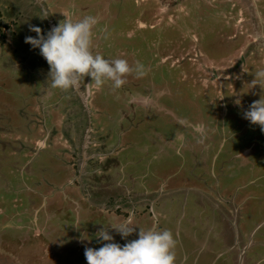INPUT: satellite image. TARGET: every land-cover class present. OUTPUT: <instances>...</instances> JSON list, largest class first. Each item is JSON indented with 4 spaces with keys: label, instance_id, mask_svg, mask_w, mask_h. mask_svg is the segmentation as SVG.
Masks as SVG:
<instances>
[{
    "label": "rangeland",
    "instance_id": "rangeland-1",
    "mask_svg": "<svg viewBox=\"0 0 264 264\" xmlns=\"http://www.w3.org/2000/svg\"><path fill=\"white\" fill-rule=\"evenodd\" d=\"M98 1L0 0V264H76L71 262L75 261L74 255L79 258L77 262L83 264L85 248L91 247L92 242L81 241L82 229L89 238L93 237L94 248L104 243L96 238L102 226L108 228L111 224V235L122 238L111 227L112 222L117 223L116 218L123 221V213L127 214L125 211L131 208L124 207V212L116 210L120 199H139V195L147 199L152 191L147 190L149 176L141 174L146 171V165L138 162L150 163V170L146 172L154 177V164L164 165L163 158L175 151V146L164 148L167 137L176 133L180 137L177 138L181 144L178 151L182 155L160 170L174 173L180 171L182 165L202 174L192 176L187 184L191 192L186 195L190 201L185 210L188 214L193 212L197 217L194 206L204 200L201 198L204 190L196 188L202 181L216 199L228 198L234 189L250 194L245 204H250L247 208L260 205L258 212L253 210L255 216H251V222L264 215V173L249 170L254 164L255 170L260 171L262 159L255 154L248 157L251 162L246 164V158L234 157V153H240L243 148L242 141L245 146L251 144L249 135L253 141H261L264 148V131L243 116L252 102L264 95V88L254 86L257 72L264 71V0H242L241 3L234 0H122L123 3H115L113 7L120 11L123 5L124 17L115 20L102 39L104 27L100 29L97 25L93 30V48L105 58L126 59L133 67L137 63L143 65V74L133 72L135 79L126 80L124 87L116 91L111 81L98 87L88 76L81 78L78 91L52 88L49 64L39 49L25 42L27 36L37 35L30 31V26H39L47 35L50 20L54 24L66 17L77 21L87 4ZM177 5L178 8L183 6L185 13L174 11ZM166 81L168 87H164ZM135 92L139 98L151 96L150 101L147 100L148 107L158 96L168 107L141 110L143 115L132 117L129 113L131 116H128L126 107H131ZM170 92L178 96L168 97ZM93 107L96 120L90 115L94 113ZM86 109L90 114L87 115ZM214 112L219 119L224 114L227 120L236 116L233 130L239 133L233 139L234 144H228L230 149L235 146L234 153L228 148L220 150L217 159L212 158L216 159L211 165L213 173L204 175L208 172L206 169L202 173L206 167L199 162L202 159L199 155L206 156V148L211 147L207 131L212 136L218 133V120H212L211 115ZM183 117L184 121L179 119ZM206 120L211 123L205 124ZM194 122L202 135L200 140L195 139L200 151L197 162L187 149L194 139L189 132L197 130L192 127ZM228 125L232 124L226 122ZM117 139L125 145L121 153L126 152L128 145H132L126 152L128 156L134 155V149L140 152L135 158H127L137 161L141 167L139 184H133L131 179L129 182L127 178H115L121 169L115 167L117 158L109 156L111 154L101 150L102 160H110L104 165L97 160L99 146H94L93 142L103 143L111 151L114 145L110 143ZM172 142L169 139V144ZM229 157L233 158L228 162ZM87 158L97 162H88ZM171 173L167 177L169 186H180L178 177ZM56 193L60 200L64 197L65 205H58L55 199V205L48 206L52 209H46ZM177 195L165 199L171 201L172 196ZM147 202L142 204L148 207ZM153 203V216L150 209L141 206L146 210V230L160 229V223L165 220V229L171 230L177 241L176 263L179 256L186 264L195 260L197 264H235V257L224 252L225 241L216 248L200 252L199 246L192 248L197 225H184L180 234L177 216L166 221L162 214L167 213V207L174 208V213L179 215L180 203H165L164 208L156 205L158 201ZM136 215L130 218L139 222ZM260 224L247 244V250L258 248L249 253L250 263L264 260V256L260 258L264 254V222ZM138 234L139 231L129 236L122 245L138 239ZM50 238L54 249L49 251Z\"/></svg>",
    "mask_w": 264,
    "mask_h": 264
},
{
    "label": "flooded vegetation",
    "instance_id": "flooded-vegetation-1",
    "mask_svg": "<svg viewBox=\"0 0 264 264\" xmlns=\"http://www.w3.org/2000/svg\"><path fill=\"white\" fill-rule=\"evenodd\" d=\"M241 1L242 0H234V2H238V3H241ZM115 3L120 4L123 2H122V0H99L96 4L93 2L90 4H87V6H85L82 9V12L79 13L80 14L79 20L86 17V16H90V15L91 16L94 15L95 17H97L98 21H99L97 23V25H99V28L101 29L104 27V31L100 35V37L102 39V36L105 34L106 30L110 29V27L112 26L114 21L115 20L117 21L118 19H120V17L121 18L124 17L123 13H122V8H124V6L122 5V7L119 11L113 7V5ZM98 5H100V6H98ZM178 7H179V5L175 6V8H173V9H174V11L181 13L182 8H184V7L183 6H181V8H178ZM182 13H185V10ZM188 15H190V13ZM48 20H50V17ZM57 25H58V23L54 24V22L50 20V27H48L50 29H48V30L50 31L53 27H55ZM96 26L94 27V29L96 28ZM140 26H143V25L140 23ZM100 42H101V40H100ZM88 78L91 79L90 76H88ZM163 78H164V80L166 79V77H164V76H163ZM125 79L126 80L135 79L134 74L133 73L128 74L125 77ZM231 79H232V77H231ZM148 82H151V81H148ZM140 84H142V83H140ZM167 84H169L168 81H166V85L164 87H168ZM124 85H123V87H124ZM144 85H140V87H143ZM120 89L121 88H119L118 90H120ZM113 90L116 91L117 89L113 88ZM173 96L177 97L178 95L170 92L168 97L174 98ZM158 97L159 98L156 99L157 102L153 101L151 103L150 107H148V103H149L148 101H150L151 96L149 97L150 99L147 97L146 98H144V97L139 98L136 96V92H135L134 97H133L134 101L130 102L131 107H126L129 109V111H126L128 113L127 115L131 116L130 114H132V117H133V115H137V114L143 115L144 114L143 111H147L149 109L150 110L151 109H160V108L162 109L165 106L168 107V105H167L168 103L165 102V100L163 103L162 101L159 100V99H162L161 96H158ZM140 103H142L143 105ZM174 104L176 106V104H177L176 101L174 102ZM141 106H143V108ZM146 108H148V109H146ZM95 109H98L96 107V105H95ZM93 110H94V107H93ZM141 110H143V111H141ZM86 111H87V115L90 114V110L86 109ZM95 113H96V111L94 110V113L92 112L90 114L92 116L91 117L92 119H95ZM217 114H218L217 112L211 113V115L213 117L212 120H214V121L218 120V122L216 124L217 129H218V133L216 132L214 134V136H212V135H210V132L207 131V133H209V135H206V136H210L211 147L206 148L205 144L200 142V145L202 144V147L207 149L208 153H206V156H202V154L199 155L200 151H197L198 145L196 144L195 139L197 141H198V139L200 140V137H202L201 133H199V131H197V130H194L192 132L190 130H186V132L190 131L191 133L189 132V134L191 135V137L193 136L192 138H194L192 141H190V144L187 146V149H189V152H190L189 154H191L192 159H194L196 162H197V156L198 155L200 157H202V159L199 162L204 164L206 167L202 173H204L206 171V169L208 172V173H205L204 175H208V174L213 173L212 172L213 166H211V165H213L215 163V161L217 159L216 157L218 156V153L220 150L225 149L224 151H226L227 150L226 148H228L232 154L236 150L235 146H234V148L232 147L230 149L228 144L230 142H231V144H234L233 139L236 137L235 135H237L239 133V132L235 133L233 130L234 129L233 125H235L237 117L234 116V117H231V119L227 120V118H226L227 116L224 114V116L220 117V119H219L217 117ZM109 116H110V118L112 117L111 115H109ZM114 116L115 115H113V117ZM194 116H196V114ZM114 119L115 118H113V120ZM179 119L184 121L186 118L183 117V118H179ZM190 119H195V118H189V120ZM189 122L191 123V121H189ZM226 122H229V124H232V125L226 126ZM91 123H92V120H91ZM178 123L180 124V121H178ZM210 123H211V121L210 122L208 120L205 121V124H210ZM194 126H195V129H197L196 128V122L192 123V127H194ZM191 130H192V128H191ZM131 131L129 133V137H130L129 139L132 142ZM151 132H153V130H151ZM152 135H153V133H152ZM155 136H156V134H155ZM262 136H264V135H262ZM170 137H172V138H170ZM250 137H251V135L248 136V139L251 140V142H249L251 144L249 146H245L244 145L245 142L242 141L243 148L239 151L240 153H238V154L236 153V155L234 153V157L242 156L243 158H246V161H244V162L246 164H248V162H251L248 159L249 156H254L255 154H259V157L262 159V162H259V166L261 167V170L256 171L255 170L256 167L254 166V164L251 167V169H249V170H251L252 172L255 171V172L264 173V148L260 144L261 141L260 142H259V140L253 141L252 138H250ZM177 138H180L177 133L173 134V135H169L167 137V139H166L167 144H165L164 149H166L168 145L171 147L175 146L174 147L175 151H173L170 154V156L167 157L166 159L163 158V160H165L163 162L165 166L163 164H160L158 167V166H155V164H154V167H153V169H154L153 173L155 174L154 177H151V175L149 173H147L150 170V163H145L142 161L138 162V163H141L142 165H146L145 169L147 172L144 171L141 174L146 173V176L147 177L149 176V180L146 184L148 186L147 190H152V191H149V193H148V195L150 197L147 199H143V197H141V195H139L138 196L139 199H137L136 197H135L136 199L135 198H133V199L132 198H125V199L121 198L120 204H117L116 210H121L124 212L125 211V210H123L124 207L125 208H131L130 210L125 211L127 214L123 213V220L130 218V217H134L133 215L137 214L136 218L139 219V222H136V220L132 221L134 225H137L136 226V232H134L132 235H135L140 230V228H142L144 230L147 229V227L145 226V225H147V224H145V216H146L145 212H146V210L142 209L141 206H144L147 210L150 209V212H152V216H153L154 213H153L152 207L154 206V203H153L154 201H158L159 203H157L156 205H160L162 208H164L165 205H163V204H165V203L174 204V203L178 202L181 204V214L177 215L174 213V208L171 210L170 208L167 207V213L162 214V216L166 217V221H169V222L173 217L177 216L175 219H176V224H177V228H178L177 231L180 232V234H182V229H183L184 225H188L190 227H195L197 225L196 226L197 235L195 233L192 237V240H193L192 248L193 249H196V247L199 246L201 249L200 252H202L203 250L207 251V250H210L212 247L216 248V245L218 243L222 244V242L225 241L226 245H224V252L231 253L235 257V264H264V260L261 261L260 263H259V260L257 261V263H250V261L252 259H250L249 253L258 249L257 247H255L254 249L249 248V250H247L254 231L257 229L258 226L261 225L260 224L261 222H264V220H263L264 215L263 214H261L259 220L256 217V219H253V222H251L252 221L251 216H255V214L253 213V210H257V212H258L260 209V205L255 206L250 210H249V208H247L248 206H250V204H247V205H245V204H246V201L250 200L249 199V197L251 196L250 194H248V193L243 194V193H240L238 190L234 189L233 193H231V195H229L228 198L223 196L225 199L224 198H220V199L217 198L216 199L213 197V195H211V193H210L211 191L208 188V185L206 183L204 184L201 181V182L197 183L198 186H197L196 190L200 191L201 188L204 190L203 193L200 192V193H202L201 198H203L204 200H202L200 203H198L197 207L194 206V208L197 209V217L193 212L188 214L185 211L188 203H190V201L186 197L187 193L190 192V190H188L189 186L187 184H189V180L191 179L192 176L199 177L202 174L197 173V170L196 171L193 169L191 170V168H186L185 166L181 165V166H179L180 171H177L174 173L170 172L171 175L175 174L178 177L177 182H179V180H180V182L177 184L180 186H178V187H170L169 186V184L167 183V177H168V174H170V173H168V172L165 173L164 171L160 170V167L162 169L165 168L166 165H168V167H169V165L175 161V157H180L182 155L181 152L178 151L179 150L178 147H180L181 144H180V139H177ZM169 139L173 140L172 145L169 144ZM158 140H160V139H158ZM164 140H165V138L162 139V141H164ZM101 142H102V140H101ZM203 142H205V141H203ZM110 144L114 145L113 150L108 151L103 146V143L100 144L98 141L93 142L94 146H96V147H97V145L99 146V147H97V151H96V153L99 152L97 154L98 155L97 160L99 162H101L103 165L108 163V161L110 160V159L109 160H102L103 159L102 156L99 155V154H101L100 153L101 150H103L104 152H106L108 154H111L109 156H112V158H115V159L117 158L116 159L117 162L114 161L115 167H117V168L120 167V169H121L119 171V175H117V176L115 175V178H118V177L127 178V180L129 182L131 179L133 184H139L140 175H139L138 171L141 169V167L139 166L137 161L133 162L131 160H127V158H130L132 156H133V158H135L136 156H139L140 152L137 149H134V155L128 156L126 152L132 148V145H130V146L128 145L124 149V150H126V152L121 153V151H123V148L125 145H123V142L119 139H117L114 143L112 141ZM176 144H180V145H176ZM204 148H202V149H204ZM213 152H214V154H212ZM232 154H231V156H232ZM211 155H212V157H211ZM213 157L216 158L215 161L212 160ZM230 158H233V157L227 158L228 162L231 160ZM91 160L94 161L91 158H87L88 162H91ZM123 161L125 162L124 167H123ZM94 162H97V161H94ZM173 171H175V170H173ZM105 175L106 174L104 173L103 174L104 178H105ZM100 177H102V175ZM204 177H206V176H204ZM206 180H208V179H206ZM209 185L212 186L211 182ZM154 190H156V193ZM199 191H197V194L199 193ZM176 194H178V195L172 196L174 198L171 201L168 199L167 200L165 199L171 195H176ZM179 194L181 196L183 195L184 197L181 198L179 196ZM54 196H55V198L53 200H49V204L46 206V209H48V208L52 209L51 207H48V206L55 205V203H56L55 199H57L58 205H61L62 207H63V205H65L64 197H62L63 200H60L59 199L60 196L57 195V193ZM61 196H64V195H61ZM143 201L144 202L149 201V202H147L148 207H146L145 205L142 204ZM209 203H211V204H209ZM227 203H230L231 205L227 204ZM232 204H234L235 206H232ZM124 205H129V206H124ZM104 209H106V208H104ZM158 210L159 209L157 208V213H159V215H160V210L159 211ZM97 213H96V215H98ZM112 217H115V216H112ZM116 221H117V223H115L114 221H113L114 223L112 221L111 222L113 225L122 222L121 218L120 219L116 218ZM164 221L160 223V227L162 226L160 229H165ZM110 225L111 224H109V226ZM109 226H108V228L105 226H102V228L103 229L107 228V230L110 232V234H112L110 231L111 228H109ZM94 228L96 229V226ZM94 228L89 229V230H93ZM98 228H100V227L98 226ZM81 232L84 233L85 229H82ZM69 233H71V232H69ZM199 233L201 234L200 236H199ZM132 235H130V236H132ZM202 236H205L206 239L205 240L199 239ZM115 239H116V241H115ZM124 241H126V239H124L123 237L122 238H116L114 236V242L122 245L124 243ZM52 242H53L52 238H50L49 243H48L49 251H50V249H54L52 247ZM91 242L93 245V246L91 245V247L94 248L95 243H94L93 239L91 240ZM59 243L61 244V242H59ZM62 243H66V241H62ZM97 248H99V246ZM56 252L59 253L60 251H56ZM263 256H264V254H262L260 256V258ZM76 258L79 259L77 255H74L73 260H75V261H71V262L76 263V264H81V263L77 262ZM29 260L30 259H28V261ZM83 261H85V263H83V264H87V260H83ZM195 262H196V260L190 264H197ZM68 264H71V263H68ZM176 264H186V263H184V260H180V258L178 256V261Z\"/></svg>",
    "mask_w": 264,
    "mask_h": 264
},
{
    "label": "clouds",
    "instance_id": "clouds-1",
    "mask_svg": "<svg viewBox=\"0 0 264 264\" xmlns=\"http://www.w3.org/2000/svg\"><path fill=\"white\" fill-rule=\"evenodd\" d=\"M98 22V18L91 15L77 21L66 17L47 35L39 26H30V31L37 35L27 36L25 42L33 49H39L40 55L49 64L52 88L78 91L81 88V78L90 76L92 83L98 87L111 81L113 88L119 89L126 83L125 77L128 74H143V65L139 63L133 67L126 59L105 58L94 51L93 29ZM254 81H257L254 86L258 84L264 88V71L257 72ZM236 103L239 104L240 101L237 100ZM243 116L264 131V95L253 101ZM136 226L131 218H127L111 227L127 240L136 232ZM96 238L104 243L99 248H85L87 264H176L177 241L169 229L140 228L138 239L124 245L114 242V236L107 228L98 231ZM80 239L82 242L91 241L93 237L89 238V235L82 233Z\"/></svg>",
    "mask_w": 264,
    "mask_h": 264
}]
</instances>
